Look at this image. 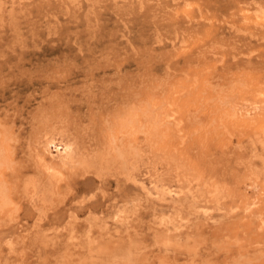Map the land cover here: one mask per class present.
Listing matches in <instances>:
<instances>
[{
  "label": "rangeland",
  "instance_id": "obj_1",
  "mask_svg": "<svg viewBox=\"0 0 264 264\" xmlns=\"http://www.w3.org/2000/svg\"><path fill=\"white\" fill-rule=\"evenodd\" d=\"M0 264H264V0H0Z\"/></svg>",
  "mask_w": 264,
  "mask_h": 264
},
{
  "label": "bare ground",
  "instance_id": "obj_2",
  "mask_svg": "<svg viewBox=\"0 0 264 264\" xmlns=\"http://www.w3.org/2000/svg\"><path fill=\"white\" fill-rule=\"evenodd\" d=\"M257 10H258V9H257ZM257 10H256V12L259 13V11H257ZM260 12H262V11H260ZM127 225H128V224H127ZM129 229H130V228H129ZM156 232H157V231H156ZM159 232H160V231H159ZM127 234H128V233H127ZM134 234H135V233H134ZM157 234H158V233H157ZM133 237H134V236H133ZM137 237H138V236H137ZM161 238H162V237H161ZM133 239H134V238H133ZM119 240H120V239H119ZM120 241H121V240H120ZM129 241H130V240H129ZM129 241H128V242H129ZM131 241H132V240H131ZM140 241H141V240H140ZM131 243H132V242H131ZM103 244H104V243H103ZM98 245H99V244H98ZM129 245H131V244H129ZM105 247H106V246H105ZM134 247H135V246H134ZM103 249H105V248H103ZM103 249H102V250H103ZM108 250H109V249H108ZM107 254H108V253H107Z\"/></svg>",
  "mask_w": 264,
  "mask_h": 264
}]
</instances>
